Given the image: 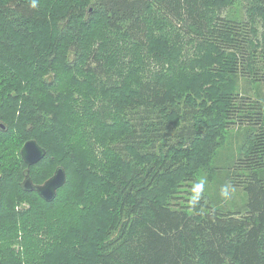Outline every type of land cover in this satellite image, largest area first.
Masks as SVG:
<instances>
[{
  "label": "trees",
  "instance_id": "trees-1",
  "mask_svg": "<svg viewBox=\"0 0 264 264\" xmlns=\"http://www.w3.org/2000/svg\"><path fill=\"white\" fill-rule=\"evenodd\" d=\"M238 2L240 19L219 11ZM202 48L216 74L264 82V0H0V264H264V103L185 97ZM233 126L225 177L246 203L193 214L177 188ZM29 139L46 154L28 166ZM57 166L52 200L22 188L26 168L40 184Z\"/></svg>",
  "mask_w": 264,
  "mask_h": 264
},
{
  "label": "rangeland",
  "instance_id": "rangeland-1",
  "mask_svg": "<svg viewBox=\"0 0 264 264\" xmlns=\"http://www.w3.org/2000/svg\"><path fill=\"white\" fill-rule=\"evenodd\" d=\"M220 7L216 8L215 11L218 12ZM219 11L223 16L236 19L242 18L245 13L243 4L239 2L227 7L223 6ZM186 49L185 55L180 58L184 61H178L179 65H187L189 62L185 60L193 57L196 51L195 45L192 44H188ZM200 51V69L186 74L177 82L182 87L185 97L188 96L190 99L202 102L206 106L216 107L212 96L216 94L215 91L218 89L222 92L231 90L235 93L249 96L252 99L261 100L264 103V82L252 81L250 77L241 76L240 74H216L210 70V67L219 63V52H216L214 48L212 50L202 48ZM212 119H215L214 122H219L220 116L215 112V116L208 120ZM245 135L246 129L244 127L233 126L226 130L222 129L221 138L219 139L220 145L214 154L215 159L212 160L208 168L199 169L192 181L180 184L174 196V201L193 214L196 213V203L225 211L242 209L246 203V193L242 187L232 186L225 175L227 169L238 158L241 147L245 143ZM201 179L206 180L204 190L199 200L193 202L194 185L198 184ZM225 184L231 186L228 199L220 195V189ZM205 206L203 211H205Z\"/></svg>",
  "mask_w": 264,
  "mask_h": 264
},
{
  "label": "water",
  "instance_id": "water-1",
  "mask_svg": "<svg viewBox=\"0 0 264 264\" xmlns=\"http://www.w3.org/2000/svg\"><path fill=\"white\" fill-rule=\"evenodd\" d=\"M46 154V149L42 147L35 139H29L24 142L20 149L22 160L29 166L40 161ZM66 182V172L63 167L57 166L53 174L40 184L32 181L29 174V168H26L21 186L25 191H36L43 199L52 200L57 190Z\"/></svg>",
  "mask_w": 264,
  "mask_h": 264
},
{
  "label": "clouds",
  "instance_id": "clouds-1",
  "mask_svg": "<svg viewBox=\"0 0 264 264\" xmlns=\"http://www.w3.org/2000/svg\"><path fill=\"white\" fill-rule=\"evenodd\" d=\"M33 7H35V2H33ZM205 184H206V180L204 179H201L200 182L196 185H194V188H193V192H194V195H193V202H196L199 200L203 190H204V187H205ZM230 189H231V186L228 185V184H225L221 189H220V195L222 197H224L225 199H228L229 198V195H230Z\"/></svg>",
  "mask_w": 264,
  "mask_h": 264
}]
</instances>
